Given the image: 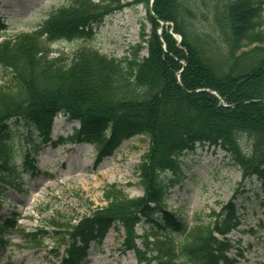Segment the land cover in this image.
I'll return each mask as SVG.
<instances>
[{
  "label": "trees",
  "instance_id": "1",
  "mask_svg": "<svg viewBox=\"0 0 264 264\" xmlns=\"http://www.w3.org/2000/svg\"><path fill=\"white\" fill-rule=\"evenodd\" d=\"M135 6L145 8L147 21L123 59L88 46L50 55L51 44L90 40L106 17ZM7 29L0 15V66L12 74L0 85V198L6 189L23 191L41 144L56 146L59 115L78 127L58 142L91 145L97 161L136 136L150 142L139 170L144 196L111 190L106 207L67 231L61 264L87 262L92 244L116 226L130 233L128 248L140 263L237 264L242 249L230 235L242 215L235 196L208 223L194 225L168 210L166 199L183 173L181 158L197 146L223 149L240 183L256 178L264 192V0H64L33 32L9 36ZM18 134L30 147L16 165ZM15 222L0 221V247ZM141 223L151 232L138 235Z\"/></svg>",
  "mask_w": 264,
  "mask_h": 264
},
{
  "label": "rangeland",
  "instance_id": "2",
  "mask_svg": "<svg viewBox=\"0 0 264 264\" xmlns=\"http://www.w3.org/2000/svg\"><path fill=\"white\" fill-rule=\"evenodd\" d=\"M64 0H0V15L9 36L33 32L47 18L48 12ZM147 12L142 6L126 8L109 15L94 29L88 40L65 41L49 46L50 55H71L82 46L97 49L110 57L123 59L140 42L142 23ZM151 26L147 24V32ZM160 35L162 27L156 29ZM147 55V50L142 52ZM12 74L0 66V85L10 82ZM78 123L59 115L51 138L56 146L41 144L36 156L34 175H24L23 192L6 189L0 198V221L13 217L15 230L3 238L0 264H61L65 256L67 231L94 210L106 207V196L115 189L129 198H140V167L146 163L150 142L136 136L122 144L102 162L87 144L64 145L58 140L71 135ZM18 134L14 162H23L30 145ZM40 142L41 140H36ZM36 142V143H38ZM34 156V155H33ZM183 173L170 188L168 210L176 212L190 225L210 221V212L220 211L235 196L242 215L240 229L230 238L242 249L237 264H264V192L253 178L242 181L239 168L229 154L219 147L197 146L181 158ZM167 177V176H166ZM170 176L166 178L168 182ZM240 190L236 194V191ZM114 190V191H115ZM151 232L148 223L136 227L138 235ZM130 233L122 226L113 227L101 245L92 244L83 264H144L135 248H128ZM139 245V241H137Z\"/></svg>",
  "mask_w": 264,
  "mask_h": 264
},
{
  "label": "water",
  "instance_id": "3",
  "mask_svg": "<svg viewBox=\"0 0 264 264\" xmlns=\"http://www.w3.org/2000/svg\"><path fill=\"white\" fill-rule=\"evenodd\" d=\"M153 1V0H152Z\"/></svg>",
  "mask_w": 264,
  "mask_h": 264
}]
</instances>
